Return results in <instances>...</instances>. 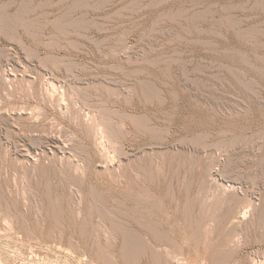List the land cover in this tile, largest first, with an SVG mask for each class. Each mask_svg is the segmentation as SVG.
<instances>
[{
  "label": "rangeland",
  "instance_id": "rangeland-1",
  "mask_svg": "<svg viewBox=\"0 0 264 264\" xmlns=\"http://www.w3.org/2000/svg\"><path fill=\"white\" fill-rule=\"evenodd\" d=\"M172 263L264 264V0H0V264Z\"/></svg>",
  "mask_w": 264,
  "mask_h": 264
},
{
  "label": "bare ground",
  "instance_id": "bare-ground-1",
  "mask_svg": "<svg viewBox=\"0 0 264 264\" xmlns=\"http://www.w3.org/2000/svg\"><path fill=\"white\" fill-rule=\"evenodd\" d=\"M104 129H105V127H104ZM106 129H107V127H106ZM101 130H102V129H101ZM107 130H108V129H107ZM107 130H106V131H107ZM101 133H102V132H101ZM106 133H107V132H106ZM104 134H105V133H104ZM109 134H110V133H109ZM106 135H107V134H106ZM96 136H97V134H96ZM102 136H103V134H102ZM107 137L109 138V136H107ZM103 138H104V137H103ZM106 141H107V140H106ZM98 142H99V141H98ZM104 145H105V144H104ZM99 150H100V149H99ZM101 154H102V153H101ZM112 154H113V153H112ZM75 166H76V165H75ZM76 167H77V166H76ZM79 169H80V168H79ZM80 170H82V169H80ZM74 172H75V171H74ZM79 172H80V171H79ZM81 172H82V171H81ZM81 172H80V173H81ZM217 195H218V194H217ZM211 196H212V195H211ZM214 197H215V196H214ZM216 197H217V196H216ZM216 197H215V198H216ZM208 199H209V197H208ZM218 199H219V196H218ZM202 200H203V199H202ZM205 200H206V199H205ZM210 200H211V199H210ZM217 201H218V200H217ZM89 204H90V203H89ZM205 204H206V203H205ZM203 208H204V207H203ZM203 208H202V209H203ZM210 208H211V207H210ZM229 211H230V210H229ZM185 213H186V212H185ZM242 214H243V213H242ZM242 218H243V217H242ZM220 221H221V220H220ZM6 223H7V222H6ZM216 227H217V224H216ZM230 236H231V235H230ZM230 236H229V237H230ZM159 238H160V237H159ZM227 239H228V238H227ZM168 240H169V239H168ZM237 241H238V240H237ZM168 243H169V242H168ZM228 243H229V242H228ZM237 243H238V242H237ZM230 244H231V243H230ZM173 245H174V244H173ZM175 245H176V244H175ZM224 246H225V244H224ZM234 248H235V246H234ZM222 249H223V248H222ZM238 249H239V248H238ZM166 252H167V251H166ZM162 253H163V252H162ZM167 253H168V252H167ZM168 254H169V253H168ZM166 256H167V254H166ZM171 256H172V255H171ZM226 256H227V255H226ZM159 259H160V258H159ZM172 259H173V258H172ZM220 260H221V259H220ZM165 261H166V260H165ZM177 261H178V260H177ZM180 262H181V261H180ZM216 262H217V261H216ZM172 264H173V263H172Z\"/></svg>",
  "mask_w": 264,
  "mask_h": 264
}]
</instances>
